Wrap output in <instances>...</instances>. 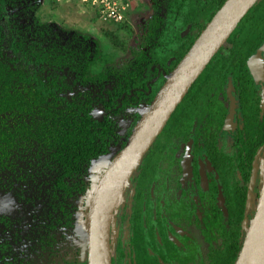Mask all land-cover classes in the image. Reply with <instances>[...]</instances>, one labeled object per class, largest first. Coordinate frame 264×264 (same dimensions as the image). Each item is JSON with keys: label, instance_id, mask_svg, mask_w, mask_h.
Wrapping results in <instances>:
<instances>
[{"label": "flooded vegetation", "instance_id": "flooded-vegetation-1", "mask_svg": "<svg viewBox=\"0 0 264 264\" xmlns=\"http://www.w3.org/2000/svg\"><path fill=\"white\" fill-rule=\"evenodd\" d=\"M42 1L31 0L28 10ZM224 1L150 0L145 7L130 0L117 25L90 37L37 18L28 26L33 35L14 30L7 8L16 5L7 0L0 63L8 73L7 100L25 111L0 112V264H88L99 182ZM36 81L54 85L53 93L36 91ZM52 99L59 117L79 113L108 134L79 174L64 173L55 157L60 149L48 154V134L36 135L41 125L52 132L55 111L45 116ZM14 124L31 128L14 133ZM262 163L264 0L210 58L116 196L111 264H233L254 215Z\"/></svg>", "mask_w": 264, "mask_h": 264}, {"label": "water", "instance_id": "water-1", "mask_svg": "<svg viewBox=\"0 0 264 264\" xmlns=\"http://www.w3.org/2000/svg\"><path fill=\"white\" fill-rule=\"evenodd\" d=\"M257 1L225 0L175 68L166 76L165 82L142 113L126 145L112 160L94 195L87 229L88 264H111L109 225L116 196L191 84ZM263 242L264 181L254 217L235 264H248Z\"/></svg>", "mask_w": 264, "mask_h": 264}, {"label": "trees", "instance_id": "trees-1", "mask_svg": "<svg viewBox=\"0 0 264 264\" xmlns=\"http://www.w3.org/2000/svg\"><path fill=\"white\" fill-rule=\"evenodd\" d=\"M52 1V0H51ZM260 0L255 2L257 4ZM7 3V0H0V16L4 14V5ZM224 3V2H223ZM253 4V5H254ZM252 5V6H253ZM252 6L250 8H252ZM250 8L247 12L250 11ZM246 12V13H247ZM6 36L9 38H13L11 34V28L7 26V33ZM229 36V35H228ZM15 44L10 45L11 48ZM8 73L7 68L0 63V83H3L4 86H0V112L4 113L7 111H11L12 114L23 113L25 109L19 106H15V104L10 103L7 99L10 97V92L8 88V81H7ZM40 87H44L46 92L53 93L54 85L45 84L44 86L36 81L34 89L39 91ZM54 96V95H53ZM46 100V99H45ZM62 101V100H61ZM48 103V113H45V116L51 118L50 116L53 115V110L55 111V117L52 119L50 123L49 129L53 132H49L44 126L41 125V128L36 129V135L39 136L40 132L44 131L48 134L44 138V147H47L49 151L48 154L53 153L56 149H60L59 152H55L58 160L61 164L64 165L62 168L64 173L68 174H79L81 171V166L84 165L86 162L89 161V157L94 156L98 149V141L99 138L106 137L107 135H101L99 133L100 125L94 121H89L88 118L84 115L76 113L74 116L73 112H69L66 116L63 115L59 117V110L51 105L54 103V100L47 101ZM6 116V115H5ZM7 118V116H6ZM14 127L10 128V130L14 133H24V130L27 131L31 127H22L19 128L17 124L13 125ZM29 126V124H27ZM99 127V128H98ZM8 128L4 129L5 133L10 131ZM102 131V130H101ZM113 133V131H112ZM42 136V135H40ZM23 139V135L20 136ZM38 147V145H36ZM50 150H52L50 152ZM72 165V166H71ZM71 166V167H70ZM74 178V177H71ZM48 197H50L51 201L50 204L55 205V193L49 192L47 193ZM244 240V238H243ZM243 240L240 243L239 250L237 255L234 258L233 264H235L238 254L240 252Z\"/></svg>", "mask_w": 264, "mask_h": 264}, {"label": "rangeland", "instance_id": "rangeland-1", "mask_svg": "<svg viewBox=\"0 0 264 264\" xmlns=\"http://www.w3.org/2000/svg\"><path fill=\"white\" fill-rule=\"evenodd\" d=\"M14 1L16 6L7 8L9 17H13L14 19V30H24L26 31L27 35H33L34 33L33 30L28 29V26L32 24V21L35 18H37L39 24H44L47 26L50 25L52 28L61 31L62 33L67 30H73L78 34H86L90 37H95L98 35L101 36V27H105L107 25H117V23L109 24L98 20L93 10L83 6L79 0H60L56 3L55 1L51 0H43L40 4H38L36 9L32 10H28L31 5L29 4L31 3V0ZM143 4L145 7H149L151 3L150 0H143ZM146 13V16H150L149 14L151 11L148 10ZM45 39H51V37H45ZM95 40L104 43L103 39ZM263 181L264 163L261 165L258 187L254 188L255 197L252 201L254 214L259 198V195H256V192L260 193Z\"/></svg>", "mask_w": 264, "mask_h": 264}, {"label": "built area", "instance_id": "built-area-1", "mask_svg": "<svg viewBox=\"0 0 264 264\" xmlns=\"http://www.w3.org/2000/svg\"><path fill=\"white\" fill-rule=\"evenodd\" d=\"M58 2L60 0H52ZM130 0H79V2L93 10L98 20L116 24L119 23L125 11L127 10Z\"/></svg>", "mask_w": 264, "mask_h": 264}, {"label": "bare ground", "instance_id": "bare-ground-1", "mask_svg": "<svg viewBox=\"0 0 264 264\" xmlns=\"http://www.w3.org/2000/svg\"><path fill=\"white\" fill-rule=\"evenodd\" d=\"M248 264H264V242Z\"/></svg>", "mask_w": 264, "mask_h": 264}]
</instances>
